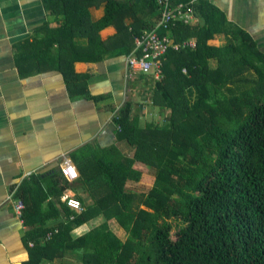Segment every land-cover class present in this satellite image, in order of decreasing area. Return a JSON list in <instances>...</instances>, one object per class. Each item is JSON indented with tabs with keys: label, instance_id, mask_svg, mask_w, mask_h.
<instances>
[{
	"label": "trees",
	"instance_id": "16d2710c",
	"mask_svg": "<svg viewBox=\"0 0 264 264\" xmlns=\"http://www.w3.org/2000/svg\"><path fill=\"white\" fill-rule=\"evenodd\" d=\"M102 2L103 15L92 21L89 9ZM142 2L159 17L155 0ZM45 5L59 25L45 26L20 56L46 62L66 82L76 78L75 62L100 61L99 51L111 52L112 42L129 55L142 32L137 23L126 22L138 6L121 0H45ZM194 8L201 24L176 21L159 30L176 43L191 38L195 43L164 55L152 102L165 109V122L140 126L127 101L114 123L118 138L134 149L132 157L117 158L115 148H84L81 160L73 156L92 206L74 212L60 201L64 187L44 192L34 176L20 183L14 197L24 203L28 258L22 264H68L70 256L79 264H264V49L211 5L200 1ZM108 26L115 35L102 41L99 32ZM221 34L224 45L208 44ZM81 40L86 44H78ZM138 183L147 188L129 186ZM51 195L56 201L43 208ZM99 216L100 224L72 236ZM112 219L123 229V240L108 227ZM172 220L181 223L174 239Z\"/></svg>",
	"mask_w": 264,
	"mask_h": 264
},
{
	"label": "crops",
	"instance_id": "0c3cea01",
	"mask_svg": "<svg viewBox=\"0 0 264 264\" xmlns=\"http://www.w3.org/2000/svg\"><path fill=\"white\" fill-rule=\"evenodd\" d=\"M121 1L138 6L127 23H137L141 31L155 24L158 14L143 0ZM200 1L216 8L227 22L249 33L264 49V0H186L193 14L187 24H201V13L194 8ZM104 5L102 2L89 9L92 21L103 15ZM59 22L45 0H0V264H22L28 258L26 228L13 210V201L19 199L14 194L23 180L38 177L44 192L55 193L64 187L60 189L61 202L72 196L83 204L81 207L92 206L87 184L78 177L62 175L63 159H70L75 166L73 156L81 160L84 148L97 152L115 148L117 158H131L134 149L118 138L114 123L116 112L127 101L140 126L162 124L166 118L165 109L152 102L157 79L151 74L128 77L126 59L134 48L126 55L120 51V42H112L109 53L102 48L100 61L75 62L76 78L68 82L46 62L20 56L28 42L44 33L45 26L52 29ZM114 35L113 26L99 32L102 41ZM188 41L194 39L183 42ZM225 43L222 34L208 41L216 47ZM78 44L85 45L86 41ZM57 178L60 182L53 184ZM129 186L147 188L142 183ZM55 201V195H51L42 206L46 208ZM99 219L103 221L99 216L75 228L72 236L84 234L92 224L100 223ZM54 224L49 222L48 226Z\"/></svg>",
	"mask_w": 264,
	"mask_h": 264
},
{
	"label": "built area",
	"instance_id": "2783aa9c",
	"mask_svg": "<svg viewBox=\"0 0 264 264\" xmlns=\"http://www.w3.org/2000/svg\"><path fill=\"white\" fill-rule=\"evenodd\" d=\"M155 3L158 7L159 17L154 25L144 29L134 38V51L126 59L128 77L134 74H151L154 78L159 79L162 72V62L167 50H178L181 46L194 47L195 45L191 41L181 44L175 43L171 37L159 34L160 29H168L176 21L189 23L193 18L190 6L185 3L173 5L171 0H155ZM117 129L119 128L117 127ZM61 173L68 179L77 177V170L70 159H63ZM63 202L74 212L79 213L82 210L80 201L75 197L67 196L63 199ZM23 209V201L15 199L13 210L21 222ZM70 219H72V216H70ZM51 234L52 232H48L45 238L48 239ZM28 245L32 246V243L30 242Z\"/></svg>",
	"mask_w": 264,
	"mask_h": 264
},
{
	"label": "rangeland",
	"instance_id": "374dc122",
	"mask_svg": "<svg viewBox=\"0 0 264 264\" xmlns=\"http://www.w3.org/2000/svg\"><path fill=\"white\" fill-rule=\"evenodd\" d=\"M143 208V207H142ZM100 223H101V220L99 219ZM99 223V222H98ZM97 222L94 224H92L90 226L93 227V226H96V224H98ZM99 223V224H100ZM172 223V226H173V230H172V238L174 239L175 238V232L178 230L179 227H181V223L177 220H172L171 221ZM108 227L110 228L111 231H113L120 239H124L125 238V233L123 231V229H121L118 224L112 219L110 221H108ZM79 260V259H78ZM77 260V258L75 256H70L68 258V260H66V262L68 264H79V261Z\"/></svg>",
	"mask_w": 264,
	"mask_h": 264
}]
</instances>
